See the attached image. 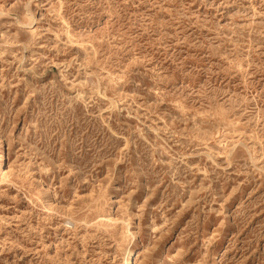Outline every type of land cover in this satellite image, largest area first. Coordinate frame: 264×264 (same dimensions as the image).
I'll return each mask as SVG.
<instances>
[{"label":"rangeland","instance_id":"374dc122","mask_svg":"<svg viewBox=\"0 0 264 264\" xmlns=\"http://www.w3.org/2000/svg\"><path fill=\"white\" fill-rule=\"evenodd\" d=\"M0 139V264H264V0H0Z\"/></svg>","mask_w":264,"mask_h":264},{"label":"bare ground","instance_id":"6f19581e","mask_svg":"<svg viewBox=\"0 0 264 264\" xmlns=\"http://www.w3.org/2000/svg\"><path fill=\"white\" fill-rule=\"evenodd\" d=\"M0 145H1V139H0ZM1 147V146H0ZM2 163V156L0 155V164ZM0 172L1 174L4 173L5 171H2V169L0 168ZM13 172V171H12ZM5 174V173H4ZM21 177V176H20ZM118 223V222H117ZM121 224V223H120ZM126 255L123 257L124 260V264H131L130 261V257H131V253H132V247H129L126 251ZM123 256V255H122Z\"/></svg>","mask_w":264,"mask_h":264}]
</instances>
